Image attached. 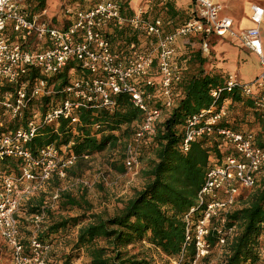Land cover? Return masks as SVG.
<instances>
[{
    "label": "trees",
    "instance_id": "trees-1",
    "mask_svg": "<svg viewBox=\"0 0 264 264\" xmlns=\"http://www.w3.org/2000/svg\"><path fill=\"white\" fill-rule=\"evenodd\" d=\"M43 8L46 0H37ZM129 14L130 0H123ZM146 17L161 18L166 32H173L192 16V3L179 7L176 0H145ZM128 7V8H127ZM104 35L111 41L120 60L128 61L138 53L151 50L153 35L138 31L128 24L111 22ZM202 37L190 35L177 49L174 62L179 66L178 79L173 82L174 104L164 112L156 133L139 149L140 169L145 182L141 188L117 207L113 213L95 211L85 186L79 195L62 192L56 187L70 175L80 176L81 164L100 152H114L125 170L127 143L134 136L143 112L136 108L127 93L115 96L116 106L88 107L77 111L80 121L72 123L62 118L57 122H39L55 104L71 96L66 88L75 79L92 74L72 61L59 72L45 74L39 68L30 69L26 79L30 88L40 77L47 81L51 92L32 97L22 116L11 118L2 101L14 94L17 85L0 80V134L11 133L38 121L37 131L28 147L34 154L47 145H55L76 161L61 178L53 174L40 189L25 197L16 214L20 243L24 254L30 253L32 235L51 245L47 264H193L197 258L195 241L186 239L187 227L194 226L206 211L199 193L210 169L221 166L228 156L239 157L235 146L218 133L220 129L251 132L254 143L264 148V113L255 98L235 89L223 90L219 97L211 90L224 87L228 71L211 65L213 57L201 49ZM211 65V66H210ZM148 76L158 78L157 57ZM143 79L139 80L142 84ZM161 106V101L152 103ZM226 114L214 124L213 132L191 142L183 150L188 119L205 110ZM23 160L6 157L1 161L3 175L21 174ZM59 191L58 199L53 195ZM55 208V209H54ZM78 208L74 215L54 214L64 209ZM58 210V211H57ZM43 215L40 220L36 217ZM189 216L190 220H186ZM206 236L211 253L198 264H260L264 259V167L256 184L236 198L231 209L219 210L210 220ZM224 238L225 243L220 240ZM0 246L14 264V247L0 232Z\"/></svg>",
    "mask_w": 264,
    "mask_h": 264
},
{
    "label": "built area",
    "instance_id": "built-area-1",
    "mask_svg": "<svg viewBox=\"0 0 264 264\" xmlns=\"http://www.w3.org/2000/svg\"><path fill=\"white\" fill-rule=\"evenodd\" d=\"M24 2L0 0V80L18 86L14 94L2 101L11 118L22 116L32 97L51 92L42 77L30 88V81L26 79L30 69L39 68L45 74H53L76 61L92 76L75 79L68 85L66 91L71 96L51 107L39 122L53 123L67 118L78 123L77 111L90 106L112 110L117 94H129L133 105L143 112L124 155L126 169L137 173L140 147L155 135L164 112L174 104L173 82L179 74L174 57L180 47L179 40L190 35L202 37L201 49L206 55L211 53V37L237 36L243 47L258 56L260 72L254 80L243 81L237 73H229L224 87L212 89L211 94L219 97L223 90H241L255 98L264 113V45L259 27L264 7L261 5L252 6V19L257 25L236 35L233 19L223 15V6L213 0H191L192 16L173 32H166L161 18L146 17L147 6L142 5L134 14L127 15L123 0H96L94 5L81 9L67 6L64 15L73 19L66 27L54 25L46 9L32 13ZM111 22L128 24L153 35L156 42L148 52L122 61L103 32ZM155 57L158 78L148 76ZM140 79L144 80L142 84ZM158 99L161 106L153 105ZM225 114L224 104L217 112L205 110L192 115L187 122L183 150L187 151L196 138L213 132L214 124ZM37 123L30 120L24 128L0 134V232L14 247V264H47L51 245L39 241L37 235L31 237L30 253L24 254L16 214L26 196L38 191L55 173L64 178L66 169L76 161L75 155L67 156L65 150L53 144L34 154L28 144L36 134ZM218 133L235 146L239 157L228 156L221 166L208 171L199 193L200 202L206 204L205 214L194 226H188L186 233V239L194 240L197 249L193 264L212 251L206 238L211 218L219 210L231 209L237 196L256 184L257 175L264 167V148L254 143L253 133L232 129H220ZM6 157L23 160L20 175L2 174L1 161ZM59 196L56 191L53 200ZM186 220H190L189 216ZM220 243H225V239ZM260 264H264V259Z\"/></svg>",
    "mask_w": 264,
    "mask_h": 264
},
{
    "label": "rangeland",
    "instance_id": "rangeland-1",
    "mask_svg": "<svg viewBox=\"0 0 264 264\" xmlns=\"http://www.w3.org/2000/svg\"><path fill=\"white\" fill-rule=\"evenodd\" d=\"M60 2V0H49L48 4L51 8H56L60 5ZM211 65L221 66L220 61L218 62L214 58ZM257 69L258 65L256 64L248 65L241 69L240 74L247 76L244 77L246 80L248 77H254ZM114 159H117L114 152L105 150L97 153L81 164L83 172L80 176L70 175L65 177L59 181L56 187L62 192L79 195L80 189L85 186L87 196L92 201L95 211L113 213L117 207L123 204L122 200L132 196L135 190L141 188L145 182L140 167L137 173L127 169L122 171L123 167L119 164L120 162L118 160L114 162ZM83 181L87 184H84ZM80 212L81 210L78 208L73 210L60 209L54 215L61 217L62 215H74ZM0 264H11L9 257L2 252H0Z\"/></svg>",
    "mask_w": 264,
    "mask_h": 264
},
{
    "label": "crops",
    "instance_id": "crops-1",
    "mask_svg": "<svg viewBox=\"0 0 264 264\" xmlns=\"http://www.w3.org/2000/svg\"><path fill=\"white\" fill-rule=\"evenodd\" d=\"M60 5L56 8L49 6V0H46V5L43 8L38 6L37 0H25L23 3L27 10L32 13L39 12L43 9L47 10V14L52 19L54 25L58 27H66L73 16L66 17L64 15V8L71 6L74 9L88 8L96 3V0H60ZM215 3L223 6L222 14L229 16L233 19V31L239 35L243 30L256 26L257 24L252 19V6L255 4L264 7V0H213ZM177 5L186 8L191 4V0H176ZM131 11L125 8L127 15L134 14L140 6L145 3V0H130ZM128 8V7H127ZM263 45H264V17L259 24ZM184 39V38H183ZM179 40V43L183 41ZM211 55L220 61V65L224 66L228 73H237L243 81H252L260 72V64L258 56L247 48L243 47L236 36L218 37L213 36L210 38ZM256 64L258 69L254 77H248L246 80L245 75H241L240 71L248 65ZM241 75V76H240Z\"/></svg>",
    "mask_w": 264,
    "mask_h": 264
}]
</instances>
